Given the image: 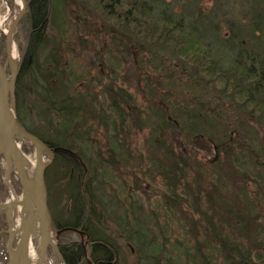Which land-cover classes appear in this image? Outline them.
<instances>
[{
  "label": "trees",
  "instance_id": "trees-1",
  "mask_svg": "<svg viewBox=\"0 0 264 264\" xmlns=\"http://www.w3.org/2000/svg\"><path fill=\"white\" fill-rule=\"evenodd\" d=\"M190 3L187 1L185 8ZM24 4L17 21L23 47L14 84L16 118L49 148L60 146L76 155L53 153L44 171L53 227L70 226L82 231L91 264H176L165 255L164 243L157 242L146 224L129 210L130 205L121 204L111 192L103 190L109 171H119L120 138L128 117L135 121L140 118L139 108L132 95L114 83L103 86L108 111L96 107L93 96L89 98L86 92L73 88L77 79L64 53L76 55L86 50L90 36L102 31L108 38L107 50L103 53L102 48L88 61L92 67L99 63L101 71L111 75L114 71L105 64L107 53L127 62L132 49L143 53L153 63L152 68H166L162 77L181 80L190 104L174 108L180 122L164 115L165 125L176 133L177 125L183 124L186 133L222 153L228 158L224 161L236 166L234 170L240 176L249 178L238 168L236 155V151L249 147L243 142L233 143L234 136L226 135L225 128L235 124L243 131L249 124L264 126V22L250 7L249 14L258 21L253 34L251 20L242 29L217 18L211 10L206 14L197 9L187 16L175 14L164 0H24ZM2 41L0 33V44ZM69 88L74 93L68 92ZM226 103L236 120H230L221 109ZM92 122L106 133L104 156L91 144ZM166 153L159 174L166 186L165 197L173 204L184 198L177 188L188 165L180 151L168 148ZM173 206L180 207L178 203ZM229 214L234 227L249 241L225 233L224 227H217L204 216L202 245L212 243L221 264H264V241L257 238L255 227L250 230L248 221L231 211ZM108 221L115 226L112 232ZM82 242L74 231L58 235L55 245L63 264H87ZM196 256L198 264H215L199 245Z\"/></svg>",
  "mask_w": 264,
  "mask_h": 264
},
{
  "label": "rangeland",
  "instance_id": "rangeland-1",
  "mask_svg": "<svg viewBox=\"0 0 264 264\" xmlns=\"http://www.w3.org/2000/svg\"><path fill=\"white\" fill-rule=\"evenodd\" d=\"M164 1L168 2L169 8L171 7L175 14L182 12L187 16L189 11L192 12L194 9L201 14H206L211 10L217 18L231 21L242 29L251 20L250 27L253 34L256 33L253 30L254 23L258 21L249 14V8L253 7V11L258 13L264 22V0ZM187 1L191 3L188 8H185ZM6 3L0 0V33L10 29L12 21L20 12L21 5H18L15 0H7ZM92 14L94 18L101 20L94 12ZM95 28L100 30L99 27ZM224 31L227 32L223 29L222 32ZM107 39L102 31H97L90 36L91 44L86 50L78 51L76 55L64 53L65 59L70 64V72L77 79L73 88L86 92L89 98L93 96L96 107L108 111L103 86L114 83L123 86L132 95L140 110V118L137 121L134 117H128L125 123L123 137H119L122 143L119 148V171H109L104 177V192H111L118 202L125 203L127 207L130 205L129 210L139 216L141 223L146 224L157 242L164 243L165 255L176 264H198L196 256L198 245L201 251L209 254L212 262L221 264V258L213 244L202 245L205 239L204 216L216 223L217 227L219 224L222 228L224 227L225 233L236 236L243 242L249 241L241 236L238 228L234 227L232 221L234 218L230 220L229 211H231L242 217L244 221H248L250 230L255 227L257 238L264 241V126L249 124L248 131H241L235 124H228L225 128L226 135L230 133L234 136L231 139L233 143L243 142L249 147V149L236 151L239 157L238 168L249 175V178L242 177L234 170L236 166L229 161H224L228 159L227 157L207 147L203 141H199V137H191L192 134L185 132L183 124L177 125L178 133H175L170 125H165L164 115H170L180 122L182 119L175 116L174 108L181 109L183 105L190 104L187 102L185 84L181 80L162 77L166 68L163 70L152 68L153 63L148 62L143 53H137L132 49L131 60L127 62L119 61V57H112L111 52H109L110 55L107 53L105 64L107 68L110 67L114 71L111 75L101 71L99 63L96 67L88 63L99 50L103 48V53L107 50ZM11 44L12 54L17 63L23 47V36L17 23L13 27ZM119 55L120 53L116 52V56ZM0 61L5 68L9 66L4 53V41L0 44ZM68 92L74 93V91L71 92V88ZM222 105L221 109L227 112L229 119L236 120L228 104ZM159 112L163 113V121ZM157 119L160 121L159 125H156L159 122ZM25 121L31 123L28 118H25ZM250 122L255 123V120ZM92 123L91 144L94 149L103 152L107 148L106 133L100 125ZM18 144L27 162H33L32 147L26 142H18ZM168 148L174 152L180 151L188 165L185 178L177 188V192L185 200L182 198L180 202L175 201L173 204H170L165 197L166 186L159 174ZM104 154L105 152L102 153L103 156ZM3 170V160L0 158V184L2 185L0 203L10 197ZM14 179L16 177L10 174L9 184L13 191V198L17 199L20 187ZM175 203H178L180 207L174 208ZM1 212L0 210V228L5 229ZM107 223L109 231L112 232L115 226L111 221ZM5 239V233H0V264L6 261ZM122 250L127 252L125 248ZM48 255L52 258L53 264H61L51 249H48Z\"/></svg>",
  "mask_w": 264,
  "mask_h": 264
},
{
  "label": "water",
  "instance_id": "water-1",
  "mask_svg": "<svg viewBox=\"0 0 264 264\" xmlns=\"http://www.w3.org/2000/svg\"><path fill=\"white\" fill-rule=\"evenodd\" d=\"M4 3L7 0H2ZM7 9L9 5L6 3ZM24 0H21L20 12L12 21L14 27L24 11ZM4 41V53L7 57L11 51V37L2 32ZM17 63L12 67H4L0 61V158L3 160L4 179L7 192L11 191L9 175L16 177L20 187V194L17 199L10 198L0 203L5 229L4 252L6 261L4 264H30L28 251L29 244L34 243L39 257L36 264L46 260L47 248L52 250L54 255L63 264L55 241L58 235L64 231H74L80 236L82 242L83 232L70 226L55 229L52 224L51 213L47 206V190L44 180V171L51 162L53 153L65 152L71 157L75 153L69 149L54 146L49 148L41 139L26 130L17 120L14 110V84L16 78ZM18 142H26L32 147L33 171L29 178L27 169V158L20 150ZM16 219V220H15ZM54 243L48 242V234ZM36 241V244H35ZM82 253L87 264H91L86 256L85 245L82 242Z\"/></svg>",
  "mask_w": 264,
  "mask_h": 264
},
{
  "label": "bare ground",
  "instance_id": "bare-ground-1",
  "mask_svg": "<svg viewBox=\"0 0 264 264\" xmlns=\"http://www.w3.org/2000/svg\"><path fill=\"white\" fill-rule=\"evenodd\" d=\"M15 1L17 2L18 5H21V0H15ZM4 32L6 34L12 36V34H13V26H11L9 30H5ZM7 59H8V62H9V66L10 67H12L13 65H15L16 61H15V58H14V56L12 54V44H11V51H10ZM27 163H28V166H27V169H25V171L27 173V176L29 178H31L32 177V171H33V162H30V163L27 162ZM9 196H10V198H13L14 197L12 190L9 191ZM48 242L51 245L54 243L53 239L51 238V234L50 233L48 234ZM33 244L34 243L29 244L28 257H29V263L30 264H36L37 261H38V257H39L37 248L35 250V246ZM35 244H36V241H35ZM48 249H49V247L47 248V251H46L47 252L46 260L43 263H41V264H53L52 258L49 257V255H48Z\"/></svg>",
  "mask_w": 264,
  "mask_h": 264
},
{
  "label": "flooded vegetation",
  "instance_id": "flooded-vegetation-1",
  "mask_svg": "<svg viewBox=\"0 0 264 264\" xmlns=\"http://www.w3.org/2000/svg\"><path fill=\"white\" fill-rule=\"evenodd\" d=\"M2 213V212H1ZM1 229V228H0Z\"/></svg>",
  "mask_w": 264,
  "mask_h": 264
}]
</instances>
